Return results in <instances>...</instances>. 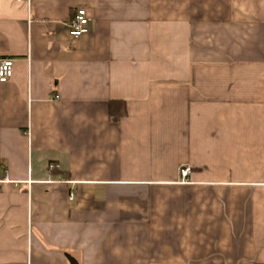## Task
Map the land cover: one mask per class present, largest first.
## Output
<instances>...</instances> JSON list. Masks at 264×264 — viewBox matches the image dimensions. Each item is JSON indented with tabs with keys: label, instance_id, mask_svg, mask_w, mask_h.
I'll return each instance as SVG.
<instances>
[{
	"label": "crops",
	"instance_id": "1",
	"mask_svg": "<svg viewBox=\"0 0 264 264\" xmlns=\"http://www.w3.org/2000/svg\"><path fill=\"white\" fill-rule=\"evenodd\" d=\"M7 58L0 264H264V0H0Z\"/></svg>",
	"mask_w": 264,
	"mask_h": 264
},
{
	"label": "built area",
	"instance_id": "2",
	"mask_svg": "<svg viewBox=\"0 0 264 264\" xmlns=\"http://www.w3.org/2000/svg\"><path fill=\"white\" fill-rule=\"evenodd\" d=\"M21 2L22 0H17ZM92 17L90 12L81 8L77 10L73 19L69 22L70 36L79 39L83 35H86L90 32ZM14 65L15 62L13 59H2L0 60V83L5 84L9 82L14 74ZM54 164L49 165V169H54ZM190 168L188 166L181 169V175L183 178H188L190 173ZM70 199L73 200L74 196L71 195Z\"/></svg>",
	"mask_w": 264,
	"mask_h": 264
},
{
	"label": "trees",
	"instance_id": "3",
	"mask_svg": "<svg viewBox=\"0 0 264 264\" xmlns=\"http://www.w3.org/2000/svg\"><path fill=\"white\" fill-rule=\"evenodd\" d=\"M127 115L126 104L121 101L111 102L109 105V116L112 121H119Z\"/></svg>",
	"mask_w": 264,
	"mask_h": 264
}]
</instances>
